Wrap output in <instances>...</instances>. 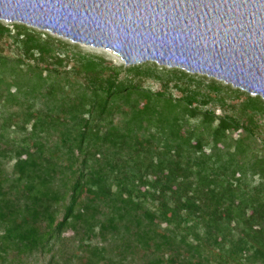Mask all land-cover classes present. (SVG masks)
Instances as JSON below:
<instances>
[{
  "label": "trees",
  "instance_id": "obj_1",
  "mask_svg": "<svg viewBox=\"0 0 264 264\" xmlns=\"http://www.w3.org/2000/svg\"><path fill=\"white\" fill-rule=\"evenodd\" d=\"M3 38L15 53L0 55V264H264L252 128L203 110L209 94L173 98L181 70L107 66L0 22ZM210 84L264 116L259 96Z\"/></svg>",
  "mask_w": 264,
  "mask_h": 264
},
{
  "label": "water",
  "instance_id": "obj_2",
  "mask_svg": "<svg viewBox=\"0 0 264 264\" xmlns=\"http://www.w3.org/2000/svg\"><path fill=\"white\" fill-rule=\"evenodd\" d=\"M0 20L213 77L264 100V0H0Z\"/></svg>",
  "mask_w": 264,
  "mask_h": 264
},
{
  "label": "rangeland",
  "instance_id": "obj_3",
  "mask_svg": "<svg viewBox=\"0 0 264 264\" xmlns=\"http://www.w3.org/2000/svg\"><path fill=\"white\" fill-rule=\"evenodd\" d=\"M0 22L3 25H7L10 28L14 25H22L25 28H28L30 30H33L34 32L40 33L46 38H49L51 40H54L56 42H60L63 44H67L73 48H75L77 51H79L83 55H88V56H93L100 58L105 62L107 66H112V67H120L122 66L123 68L128 67L125 65L124 61L121 60L120 56L113 53L112 50H107L104 48L100 47H94L90 45H85V44H80L76 42H71L69 39H66L60 35L54 34L46 29H39L31 26H27L23 23L19 22H7L4 20H0ZM15 50L13 48V45L10 42V39L8 38H3L0 40V55L2 56H7V57H14ZM51 61V59H49ZM4 66L7 67L9 62L3 61ZM149 63L151 65H154L158 68H164L166 70H171V69H176V70H181L189 75L188 79L186 80L187 87L188 89L183 90L179 92L177 89L172 88V85L169 84V89L172 94L173 98H181L184 100H188L189 104L193 105V101L190 99L191 95L188 93V90L193 89L202 93L209 94L214 101L211 103H207L205 105V100L200 99V105L203 110H209L214 113L215 116L219 117H225V118H232L236 117L240 120L241 123L249 126L252 128V130L255 133V140H253V146L260 150L262 149V146L264 145V116H260L254 113L253 110H251V101L246 98L245 96L241 95H234L230 92L223 91L219 89L217 86H212L210 84V80H213L214 82H217L219 84H222V86H230L231 89H236L234 88L230 83L226 84L223 81H219L213 77L206 76L204 74L200 73H191L187 72L184 69L178 68V67H170L165 64H157L153 61H146L142 64ZM38 67L41 68H50L49 65L44 64V63H37L36 64ZM141 65V64H139ZM72 66V64L66 59L61 58V60L58 62L56 65V68L60 71L67 70ZM73 79V76H71ZM75 78H80V76H76ZM144 87L150 89L153 92H159L161 91L160 84L156 81L148 80L144 83ZM13 92V91H12ZM250 97H254V95L248 93ZM264 101V100H263ZM0 116H3V114H6V111H2L0 113ZM241 133L239 129H236L232 133L233 138H237V136ZM256 177L254 179L249 178V183L254 182ZM66 239L70 238V233L64 235Z\"/></svg>",
  "mask_w": 264,
  "mask_h": 264
}]
</instances>
